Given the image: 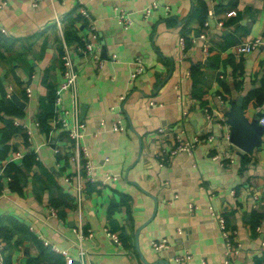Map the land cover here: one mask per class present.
<instances>
[{
    "label": "crops",
    "instance_id": "crops-1",
    "mask_svg": "<svg viewBox=\"0 0 264 264\" xmlns=\"http://www.w3.org/2000/svg\"><path fill=\"white\" fill-rule=\"evenodd\" d=\"M32 1L0 0V98L22 110L0 112V162L15 150L37 149L33 161H13L17 180L3 183L0 194L1 235L10 237L3 241L8 264H66L50 245L79 264L80 242L88 264H222L224 241L209 206L236 230L235 264H264V125L258 122L260 143L251 151L227 138L233 109H241L247 121L264 113V44L244 54L230 50L247 38L264 40V0H44L35 7ZM80 6L94 21L102 62L72 56L85 125L82 143L99 179L85 184L77 207L75 178L69 185L64 181L76 170L71 144L61 128L47 144L38 115L63 79L62 42L71 44L90 31ZM117 9L129 13L127 27L118 23ZM136 56L144 68L131 79ZM62 102L70 108L72 91H63ZM204 107L213 111L212 119L204 117ZM116 119L124 130L113 129ZM159 127L166 130L158 134ZM179 129L214 138L198 143L191 155L180 151L160 163L156 153L172 145ZM216 152L231 160L221 165L211 158ZM107 175L114 178L103 183ZM51 202L58 205L56 216L49 213ZM78 224L92 231L82 241L74 230ZM160 238L169 247L156 251L150 242ZM184 253L191 256L174 260Z\"/></svg>",
    "mask_w": 264,
    "mask_h": 264
},
{
    "label": "built area",
    "instance_id": "built-area-1",
    "mask_svg": "<svg viewBox=\"0 0 264 264\" xmlns=\"http://www.w3.org/2000/svg\"><path fill=\"white\" fill-rule=\"evenodd\" d=\"M41 1L44 0H33L32 5L35 7ZM154 7H156L155 2L152 4V6L145 9L144 16L150 14L152 8ZM230 12L231 14H236L235 10H231ZM78 14L81 21L86 23L90 31L87 34L80 36L77 40L73 41L71 44H68L66 41H63L61 44L60 59L63 66V79L59 83V85H57L54 89L55 93L53 99V114L50 118V124H49L50 128L48 131L47 144L52 143L51 138L53 137L54 133L57 131L58 128H61L65 132L71 144L72 152L70 153V158L75 161L76 170L73 175L69 174L65 176L64 181L66 185H69L72 183V179L75 178V183L73 184V188L75 189L74 196L77 203V207H81L85 192V184L95 183L99 179L96 177L94 173V164L92 163L89 150L87 146L84 143H82V138L85 133V125L83 120L80 118V114H79L78 97L75 90L77 78H78V72L76 70L72 56L75 53H81L87 55L91 57V59H94L97 65L99 66L101 65L102 59L98 54V45H97L98 33L95 30L94 21L91 18L89 11L85 7L80 6ZM208 14L212 15L213 10H209ZM116 18L118 23L123 27H127L131 21L129 13L124 9H117ZM203 24L204 26H208L209 22L205 20ZM2 30L4 31V29ZM198 37L203 40V51L207 53L209 45L208 42L205 40V33L201 32L198 35ZM262 44H264V40L261 39L260 37H251L241 42L234 43L233 45H231L230 50L235 54H244L252 51L253 49H255L256 47ZM177 45L181 49L184 48L185 45L184 36L178 37ZM134 61L136 67L135 70L131 73V79H133L137 74L141 73L144 68L143 66L144 61L141 56H136ZM26 90L29 95L30 94L29 88H27ZM65 90L72 91V103L70 108H67L62 102V93ZM7 96L9 97L10 93H8ZM203 112H204L203 113L204 117L207 120L212 119V115H213L212 110H210L208 107H204ZM258 122L261 125H264V113L258 117ZM15 123L18 124L17 121H15ZM112 127L114 130L125 129V127L121 124V121L119 119H116L113 122ZM165 130L166 128L159 127L157 129V132L158 134H161ZM213 138L214 137L211 133L209 134L207 133L203 135L194 134L188 136L185 134L184 129H179L177 132L174 133V135L171 138L172 145L169 146V148H161L156 153L157 159L160 163H164L165 161L171 159L174 155H176L180 151H184L189 155H191L198 143L204 141L211 142ZM227 138L230 139V134L227 135ZM36 151L37 149L28 147L26 153L29 152L36 153ZM53 151L54 153H58L59 149L54 147ZM24 154L25 153L21 152L20 150H15L6 160L0 162V182L2 184L6 182L8 183L12 180V177L8 175L7 172L5 171L7 164L11 161H15L19 158H22ZM211 158L214 160H219L221 165H226L228 161L231 160L230 158L229 160H225L219 152L213 153L211 155ZM113 178H114L113 176L107 175L105 180L102 182L105 183L106 180ZM187 205L189 211H193L196 208L195 204L191 202H189ZM209 209L211 210V214L214 215V217L216 218L219 224L221 235L224 241V250H223L224 256H223L222 264H235L234 256L236 255L240 247V243L235 239L236 230L228 228V226L226 225V220L224 215L216 212V210H214L212 206H209ZM78 211H80V208L78 209ZM49 213L52 216H56L57 209L54 206L50 205ZM74 230L78 234L80 241H82V239L87 236L86 233H92L91 229L89 228L85 229L80 224L75 226ZM105 231H106V235L114 242L116 243L121 242V239L117 233L112 232L109 229H105ZM178 232H180V229H178ZM44 244L49 246L47 241H45ZM150 245L152 249L157 251L168 248L169 242L167 238H160V239L152 240L150 242ZM50 248L53 251L62 254L65 257L66 264L74 263L73 258L67 255L66 250H60L54 245H50ZM3 249H4V243L3 240L0 238V264H4ZM86 253H87L86 249L83 247V245L80 242L79 251H78L79 264H88L87 261L85 262ZM190 256L191 255L189 253L177 254L174 256V260L177 262H181L184 261L185 259H188Z\"/></svg>",
    "mask_w": 264,
    "mask_h": 264
},
{
    "label": "water",
    "instance_id": "water-1",
    "mask_svg": "<svg viewBox=\"0 0 264 264\" xmlns=\"http://www.w3.org/2000/svg\"><path fill=\"white\" fill-rule=\"evenodd\" d=\"M12 98L17 103L19 102L14 96ZM19 104L23 106L24 103L19 102ZM262 113V111L257 112L252 121H247L239 108L233 109L229 114V121L232 126L230 140L246 152L251 151L256 144L260 143L259 136L262 127L259 126L258 117Z\"/></svg>",
    "mask_w": 264,
    "mask_h": 264
},
{
    "label": "trees",
    "instance_id": "trees-1",
    "mask_svg": "<svg viewBox=\"0 0 264 264\" xmlns=\"http://www.w3.org/2000/svg\"><path fill=\"white\" fill-rule=\"evenodd\" d=\"M194 12L196 13L197 12V9H194ZM75 39H78V37H75ZM54 91L52 92V95L49 96L48 98V104L49 107H45L44 102H42V112L39 113L38 115V120H39V124L42 128H45L46 129V132L48 133L49 131V128H50V125L47 126L45 124V120L46 118H48L49 120V124H50V118L53 114V99H54ZM9 107L12 109V110H18V113L16 115H21V109L18 107V105L16 103H14L13 100H10L9 102H6L5 100H3V98H0V112H3L5 113L6 111H11L9 110ZM6 123L8 125V129H12V131H16V128L14 127V125H12L10 123V120H6ZM64 132V131H63ZM34 153H26L23 157H28V159L32 160L33 161V158L35 157V154L32 155ZM32 155V156H30ZM5 171L7 172L8 175H10L12 177V181L9 182V185H13L14 182H16L17 180V176L16 174L19 172V166L14 163L13 161L9 162L5 168ZM14 172V174L12 173ZM3 189V184L0 182V193ZM52 203V206H54L56 209L58 207V205H56L55 203L51 202ZM255 227V226H254ZM3 226H1V220H0V238L5 242V243H8L10 241V237H5V236H2L1 233L4 231L3 230ZM4 264H8V260L4 258ZM75 264V262L73 263Z\"/></svg>",
    "mask_w": 264,
    "mask_h": 264
}]
</instances>
